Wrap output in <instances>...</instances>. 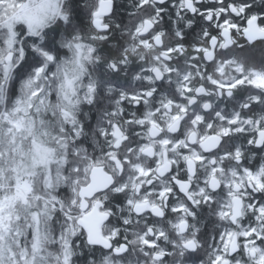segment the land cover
<instances>
[{"label":"clouds","instance_id":"9594fccd","mask_svg":"<svg viewBox=\"0 0 264 264\" xmlns=\"http://www.w3.org/2000/svg\"><path fill=\"white\" fill-rule=\"evenodd\" d=\"M0 264H264V0H0Z\"/></svg>","mask_w":264,"mask_h":264}]
</instances>
